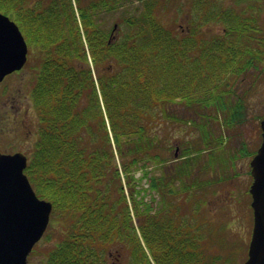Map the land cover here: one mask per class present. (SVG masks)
<instances>
[{
    "label": "trees",
    "instance_id": "obj_1",
    "mask_svg": "<svg viewBox=\"0 0 264 264\" xmlns=\"http://www.w3.org/2000/svg\"><path fill=\"white\" fill-rule=\"evenodd\" d=\"M122 1L0 0L40 55L24 172L63 226L46 264H119V253L130 264H233L235 248H217L222 236L202 212L208 168L229 172L258 148L245 142L228 154L212 125L231 128L245 117L237 79L263 58L264 39L255 55L248 22L228 10L203 16L232 19L221 34L175 31L161 15L167 0H138V15L105 29L102 14ZM185 111L205 120V148L186 145L177 156L185 139L173 131L195 122Z\"/></svg>",
    "mask_w": 264,
    "mask_h": 264
},
{
    "label": "rangeland",
    "instance_id": "obj_2",
    "mask_svg": "<svg viewBox=\"0 0 264 264\" xmlns=\"http://www.w3.org/2000/svg\"><path fill=\"white\" fill-rule=\"evenodd\" d=\"M215 6L204 5L198 11L194 7L193 2L187 3L185 0H167L161 14L164 21L175 31H188L191 36H195L200 30H203L207 36L218 35L225 32L227 25L231 26L232 19H220L218 17L209 16L204 20V13L208 10L216 9L228 10L238 16L239 20L248 22L246 26L250 35L248 38V46L253 49L255 55L261 50L260 43L264 39V0H211ZM206 0L205 3L211 2ZM141 3L138 0H123L120 6L114 11H105L102 14L101 22L103 27L107 30L116 23L119 18L124 15L139 14L141 10ZM196 6L198 1L196 0ZM232 18V17H231ZM250 21V22H249ZM115 33H117L115 31ZM247 47V46H246ZM248 48V47H247ZM249 48V49H250ZM263 58L256 61V66L242 73L238 80L237 89L239 94L246 100L247 113L245 117L235 126L231 128H220L216 122L212 125L213 141H217L223 133V142L221 146H225L228 154H237V150L245 143L249 148H257L262 142V128L260 125L261 119L264 115V53ZM40 55L37 52H30V59L24 68L23 72L15 73L12 77L13 88L12 96H0V144L4 152L28 151L33 140L36 138L34 133L29 135L28 120L22 121L25 118V111L29 101L33 104L30 98L25 97L24 91L18 95L20 88L23 87L24 81L28 83V92L30 95L32 83L30 78L34 76L33 69L36 67ZM26 69H28L26 71ZM236 89V90H237ZM177 113H182V106L175 107ZM186 109V108H185ZM190 119L195 122L192 125H180L178 129L173 131V136L181 135L185 139L182 146L177 148V156L182 152V147L186 145L192 146L193 149L198 150L204 147L202 133H200L199 125L205 122L202 116L190 114L185 111ZM262 116V117H261ZM17 117L21 122L13 123L12 119ZM214 126V127H213ZM220 140V139H219ZM224 143V144H223ZM211 145V150H216L217 147ZM213 145L216 146L215 142ZM200 146V147H199ZM218 153L221 149H217ZM205 153L207 158L208 153ZM250 158H239L236 163V169L232 170L228 167V171H224L220 166H209V177L212 178L213 183L210 184L208 196L206 197V204L202 212L207 214L209 223L212 229L220 233L222 236L221 243L217 244V248L222 246L228 247L229 252L235 250L237 256L233 264H242L248 256V248L253 228V210L251 209L252 197L249 193L250 185L253 181L251 174ZM138 171V176L141 175ZM155 173L160 174V169L155 168ZM144 184L147 186L146 180ZM158 196V195H157ZM149 198V197H148ZM158 198V197H157ZM155 204V203H154ZM61 220H54L51 217L48 228L43 238L35 245L31 255L29 256L30 264H46L48 262V254L55 247L58 241L63 237ZM119 253V252H118ZM119 264H130L129 255L119 253Z\"/></svg>",
    "mask_w": 264,
    "mask_h": 264
},
{
    "label": "water",
    "instance_id": "obj_3",
    "mask_svg": "<svg viewBox=\"0 0 264 264\" xmlns=\"http://www.w3.org/2000/svg\"><path fill=\"white\" fill-rule=\"evenodd\" d=\"M28 43L11 17L0 11V81L22 69ZM262 142L251 158L253 228L243 264H264V116ZM25 152L0 149V264H29V253L48 228L53 203L40 198L27 174Z\"/></svg>",
    "mask_w": 264,
    "mask_h": 264
},
{
    "label": "flooded vegetation",
    "instance_id": "obj_4",
    "mask_svg": "<svg viewBox=\"0 0 264 264\" xmlns=\"http://www.w3.org/2000/svg\"><path fill=\"white\" fill-rule=\"evenodd\" d=\"M187 3L189 2H193L194 3V7L195 9H197V11L203 7H205L206 5H211V6H215V4H213V1L209 2V3H205L206 0H197L198 1V6H196V0H185ZM189 1V2H188ZM205 5V6H204ZM210 11H215V9H210L208 10V12ZM30 52V50H29ZM28 52V59H30V53ZM29 60H27L28 62ZM25 67H26V64H25ZM23 67L22 69H19V70H16L14 72H11V73H8L4 76V78L0 81V96H4V95H7V96H12V88H13V85L12 84V77L15 73H19V72H23L24 71V68ZM28 69H26L27 71ZM28 83L26 81H24V85L22 88H20V91L18 92V95L20 96V93L22 91H24V94H25V97H29L30 98V95H29V92H28ZM23 93V92H22ZM25 111V118L26 119H22V121H25V120H28L29 122V135L32 134V130L34 129V126H35V111H34V107H33V104H31V102L29 101L28 105H26L25 109L23 110ZM13 123H16V122H21L17 117H14L12 119ZM1 143V142H0ZM0 149L3 150L2 148V145L0 144ZM4 152V151H3Z\"/></svg>",
    "mask_w": 264,
    "mask_h": 264
}]
</instances>
